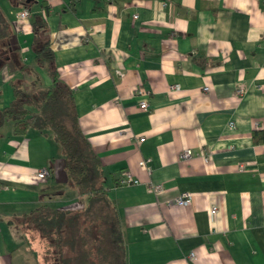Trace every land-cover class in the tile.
<instances>
[{
  "label": "crops",
  "instance_id": "obj_1",
  "mask_svg": "<svg viewBox=\"0 0 264 264\" xmlns=\"http://www.w3.org/2000/svg\"><path fill=\"white\" fill-rule=\"evenodd\" d=\"M0 7L26 64L0 68V110L14 99V79L49 86L55 69L72 89L127 264H264V0H32L54 51L45 64L31 18L16 15L27 6ZM185 148L190 158L180 157ZM126 172L136 180L121 182ZM184 191L187 205L174 201ZM77 201L54 132L1 122L0 264H50L19 216Z\"/></svg>",
  "mask_w": 264,
  "mask_h": 264
},
{
  "label": "trees",
  "instance_id": "obj_2",
  "mask_svg": "<svg viewBox=\"0 0 264 264\" xmlns=\"http://www.w3.org/2000/svg\"><path fill=\"white\" fill-rule=\"evenodd\" d=\"M17 1L27 7L32 2ZM30 18L36 61L49 63L55 56L47 37V20L40 12ZM12 35L11 21L0 7V68L25 69ZM50 72L49 86L12 80L14 99L0 110V123L14 120L16 132L32 127L51 129L62 147L68 181L77 190L78 201L66 207L43 202L20 215L18 222L31 238L38 237L54 264H127L119 214L102 183L101 160L80 126L72 89L59 79L55 69Z\"/></svg>",
  "mask_w": 264,
  "mask_h": 264
},
{
  "label": "built area",
  "instance_id": "obj_3",
  "mask_svg": "<svg viewBox=\"0 0 264 264\" xmlns=\"http://www.w3.org/2000/svg\"><path fill=\"white\" fill-rule=\"evenodd\" d=\"M32 14V11L29 7H23L21 8L20 10H18L16 12V15H17V18L19 20H24V19H28ZM174 87L175 88H179L180 85L179 84H174ZM205 89H209V86H205ZM237 92L240 94V95H243L245 93V89L243 87L241 88H238L237 89ZM140 106L144 109H147L148 108V102L146 99H143L141 100L140 102ZM141 139H144V137H142ZM193 154V150L191 148H185L181 153H180V157L181 158H190ZM206 160H208V158H206ZM144 163V161L142 162ZM37 176L39 178H46L49 174V171L47 168H40L37 172H36ZM135 181L136 179H134L132 177V175L129 173V172H126L125 175L120 179L121 182H129V181ZM152 188L159 192L161 190H163V185L162 184H156V185H153L152 184ZM192 200V193L190 191H184L182 192L179 196H177L174 201L181 204V205H187L191 202ZM172 201V200H171ZM219 206L217 205H214L212 206L211 208V214L212 215H215L218 213L219 211ZM197 256L195 250H192L190 253H189V257L190 258H193L195 259Z\"/></svg>",
  "mask_w": 264,
  "mask_h": 264
},
{
  "label": "rangeland",
  "instance_id": "obj_4",
  "mask_svg": "<svg viewBox=\"0 0 264 264\" xmlns=\"http://www.w3.org/2000/svg\"><path fill=\"white\" fill-rule=\"evenodd\" d=\"M76 204H77V203H76ZM49 260H50V261H49V262H50V264H54V260H53V258H52V257H50V256H49Z\"/></svg>",
  "mask_w": 264,
  "mask_h": 264
}]
</instances>
